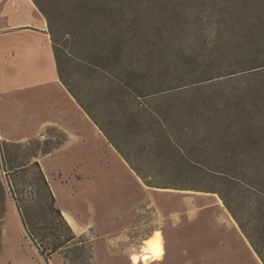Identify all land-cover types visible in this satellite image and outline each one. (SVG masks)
Instances as JSON below:
<instances>
[{"label":"rangeland","instance_id":"rangeland-1","mask_svg":"<svg viewBox=\"0 0 264 264\" xmlns=\"http://www.w3.org/2000/svg\"><path fill=\"white\" fill-rule=\"evenodd\" d=\"M38 1L64 42L69 87L119 150L78 103L81 109L69 102L45 37L0 33V264H135L130 256L161 233L168 254L150 264H258L219 194L196 190L208 186L206 176L170 164L165 142L151 146L148 112H136L127 86L143 79L153 91L182 84L181 78L193 82L202 64L210 63L215 69L205 75L218 77L180 97H214L247 86L250 98L264 103V69L231 73L242 69L233 53L261 46L255 40L264 32V1ZM124 12L132 21L127 36ZM175 96L149 105L172 114L169 131L182 139V127L190 123L179 114ZM233 111L221 135L264 142L254 132L250 136L246 123L236 125ZM214 135L215 130L197 129L190 137L206 142ZM35 161L54 189L57 207L88 228L47 261L27 236L10 191L31 188ZM144 177L161 184L148 185ZM234 193L242 217H261L249 192L239 187Z\"/></svg>","mask_w":264,"mask_h":264},{"label":"trees","instance_id":"trees-1","mask_svg":"<svg viewBox=\"0 0 264 264\" xmlns=\"http://www.w3.org/2000/svg\"><path fill=\"white\" fill-rule=\"evenodd\" d=\"M32 1L46 19L60 81L88 116L98 125L94 117L71 90L65 78L66 54L64 42L57 35L55 22L38 0ZM130 16L124 12L121 17V26L126 29L124 36L128 35L126 31L129 32L132 25ZM258 42L261 43L260 48L251 47L240 53H233L232 58L240 60L239 63L242 65L240 66L242 69L234 70L231 73L236 74L240 71L247 73L253 69H264V32L260 38L255 40L256 44ZM120 49L119 54L123 51L122 47ZM202 65L204 66L198 72H195L197 80L193 82L185 83L184 78H181L182 84L151 91L143 79H136L135 85H129L130 87L127 86V89L134 96L136 112H148L150 131L153 133L150 136L151 146L156 147L159 142H165L167 150L172 156L170 164L179 163L182 166L192 168L197 174L206 176L208 186L199 187L196 190L219 194L224 206L237 221L241 232L262 264H264V142H236L239 137L221 135L225 128L224 126L228 124L227 117L231 110L234 109V123L236 125L238 123H246V130L249 131L250 136L254 137L253 134H256L257 137L261 136L264 138V105H262L264 103L258 104L256 98H250L252 90L247 86L238 88V91L243 92L222 93V95L218 94V96L214 97L195 95L180 97L189 87H193L192 89L202 88L203 86H200V83L207 81V79L218 77L207 78L205 75L206 71L211 72L215 67L210 63ZM99 67L103 69V66ZM179 68L183 69L184 66ZM179 68H175L171 73L175 74L174 71ZM120 69L122 70L123 67L120 66ZM133 71L138 74L140 69L136 68ZM182 77L186 78V76ZM218 83L214 82L215 85ZM170 95H176L175 97L181 100V102H178V108L183 110L179 114L181 115L182 113L183 121L190 123L189 126L182 127L184 135L182 139L169 131L172 114L166 111L167 115H164V113L156 111L149 105L150 102L156 101L163 103ZM162 108L170 109L171 105L162 106ZM239 119L242 120L237 122ZM99 128L109 142L119 150L108 134L100 126ZM197 129L200 130V133L204 130L212 129L213 131L215 130V135L213 137H205L206 142H191L194 137H190V134H193ZM188 147H194L196 149L195 154L189 153L187 151ZM122 156L130 164L126 156L123 154ZM33 164L37 166V173L34 175L33 181H31L32 186H35V188L31 186V188L24 187L17 190L10 189V191L27 236L36 246L38 253L47 261L52 253L65 247L76 239L78 235L74 232L62 211L57 207L53 190L39 163L35 161ZM134 170L136 171V169ZM136 172L140 175L138 171ZM143 179L151 186L159 187L161 184L155 180L149 181L145 177ZM9 181L12 183L11 177ZM162 184L164 186L161 187H169L167 186L168 183ZM239 187L253 196L252 205L255 210L261 212L260 218L248 219L247 216L244 218L239 214L242 207L235 202L236 198L234 196L235 188ZM40 230H42V234H40ZM38 238L44 239V242L42 240L38 242Z\"/></svg>","mask_w":264,"mask_h":264},{"label":"crops","instance_id":"crops-1","mask_svg":"<svg viewBox=\"0 0 264 264\" xmlns=\"http://www.w3.org/2000/svg\"><path fill=\"white\" fill-rule=\"evenodd\" d=\"M18 31H25L29 32L33 36L35 35H42L46 38V41L48 43L49 51H50V58L52 59V62L55 63L53 52L51 49V39L47 30V23L45 17L42 15V13L39 11L37 6L34 4L32 0H0V33L5 34H14ZM36 41V40H35ZM13 50V48H12ZM37 49L35 48V51ZM13 53V51H11ZM5 58V56L3 55ZM59 79V78H58ZM65 92V91H64ZM66 95L69 98V102L73 105H75L76 109L77 107L81 109V107L77 104V102L73 99V97L65 92ZM80 111V110H79ZM70 137V135H69ZM53 189V188H52ZM54 191V189H53ZM64 217L72 227V229L75 231L77 235L84 234L85 231L88 229L80 223L78 219H76L71 212L61 210ZM72 214V215H71ZM67 215L70 216V219L67 217ZM161 233V232H160ZM244 243L251 249L252 255H254V258L256 259V262L258 264H262L259 257L256 255V253L253 251L252 247L250 246L249 242L247 241L245 236H240ZM160 239V238H159ZM146 240H144V243L142 245V248L140 249L139 253H134V255L140 254L141 257L148 255L145 250H143L144 247H146ZM162 247L164 248V254L158 258L149 261L148 264L156 262L163 257H166L168 252L165 249L164 245V238L161 233V239ZM140 257V258H141ZM142 261V260H141ZM139 264H144L140 262Z\"/></svg>","mask_w":264,"mask_h":264},{"label":"bare ground","instance_id":"bare-ground-1","mask_svg":"<svg viewBox=\"0 0 264 264\" xmlns=\"http://www.w3.org/2000/svg\"><path fill=\"white\" fill-rule=\"evenodd\" d=\"M70 219V216L67 215ZM148 255L139 257L138 255H131L130 259L133 263L137 264L140 260L144 262H149L154 259L160 258L164 254V248L162 247V243L158 237H152L146 240V247L143 248Z\"/></svg>","mask_w":264,"mask_h":264}]
</instances>
